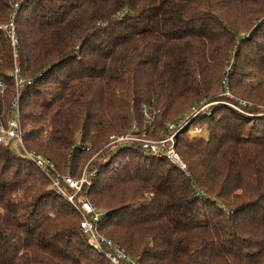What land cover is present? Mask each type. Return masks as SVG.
Wrapping results in <instances>:
<instances>
[{"label":"trees","instance_id":"1","mask_svg":"<svg viewBox=\"0 0 264 264\" xmlns=\"http://www.w3.org/2000/svg\"><path fill=\"white\" fill-rule=\"evenodd\" d=\"M15 67L29 83L16 87ZM0 80V122L18 93L26 149L73 177L133 120L159 138L200 102L249 103L213 104L196 117L204 135L177 133L187 173L137 142L118 147L94 163L87 199L104 208L99 232L138 264H264V0H0ZM11 143H0V264H111Z\"/></svg>","mask_w":264,"mask_h":264},{"label":"built area","instance_id":"2","mask_svg":"<svg viewBox=\"0 0 264 264\" xmlns=\"http://www.w3.org/2000/svg\"><path fill=\"white\" fill-rule=\"evenodd\" d=\"M13 7L16 9L17 4H14ZM14 13L15 11H13L9 22L3 26V29L9 37L13 47L17 44L14 29ZM18 70L19 68L15 67L11 73L16 87L29 83V81H24L19 76ZM223 85V95L230 99L234 98L227 88L226 80H223ZM4 87V83L0 80V90L3 91ZM236 101L239 105L234 104V109L241 111L239 106H245L247 102L242 99H236ZM217 103V101L200 102L199 104L192 106L187 113L167 122L159 138L144 136L146 131L139 135L136 122L133 120L132 127L129 131L125 133H113L108 137L106 144L92 154L90 159L83 164L77 177H73L69 173H60L56 170L51 161L36 154L34 151L26 149L23 143L22 130L19 122L18 93H16V96L11 102L12 108L5 123L3 124L0 122V143L14 142L17 148L24 152V156L33 161L42 171H44L50 181L49 187L53 188L64 200L72 204L80 214V228L87 237V243L94 250L104 255L111 264H138L135 258L130 256L123 248L119 247L113 240L104 236L98 230V222L105 211L103 209L95 208L87 199L88 188L96 173L94 163L107 160L111 154L117 151L118 147L125 146L134 141L139 144L140 148L146 155L165 157L171 163L185 171L186 164L174 147L175 136L188 125L189 127L186 129L187 133H192V136L194 137L202 136L203 124L192 122V119L199 115H209L211 112V110L207 112L209 107H212L213 104ZM141 112L146 122L150 124L154 115H152L145 106L142 107ZM80 148L89 150L90 144L80 145ZM185 173L187 172L185 171Z\"/></svg>","mask_w":264,"mask_h":264},{"label":"rangeland","instance_id":"3","mask_svg":"<svg viewBox=\"0 0 264 264\" xmlns=\"http://www.w3.org/2000/svg\"><path fill=\"white\" fill-rule=\"evenodd\" d=\"M234 63V59L233 60H231V64H233ZM230 68V65L229 66H227L225 69V71H228V69ZM247 81H250V82H254L255 81V78L254 77H252V78H249ZM215 101H217L218 103H224L225 105H227V106H229V107H231V108H234V104L235 105H239L238 103H234V102H232V101H228L227 99H223V100H215ZM247 105H249V103H246V105L245 106H247ZM239 108H240V110L241 111H243V109H242V107L241 106H239ZM211 110V112L210 113H212V108L211 107H209V109H208V111L207 112H209ZM199 116H201V115H199ZM198 118H194V119H192V122H198ZM172 121V120H171ZM187 127H189V125L188 126H186V127H184L183 129L185 130V129H187ZM204 133H205V125H203V132H202V135H204ZM43 134H45V132L43 133ZM187 135L189 134V133H186ZM190 138H192V137H194V136H192V133L191 134H189L188 135ZM11 149L12 150H14L17 154H19V155H21V156H23V155H25L24 154V152H22L21 150H19L18 148H17V146L15 145V143L14 142H12L11 143ZM101 209H104V208H101Z\"/></svg>","mask_w":264,"mask_h":264}]
</instances>
